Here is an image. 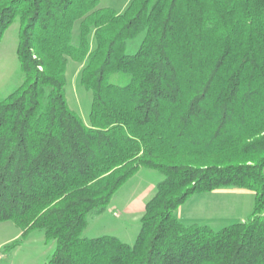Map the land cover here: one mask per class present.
Instances as JSON below:
<instances>
[{
	"label": "trees",
	"instance_id": "1",
	"mask_svg": "<svg viewBox=\"0 0 264 264\" xmlns=\"http://www.w3.org/2000/svg\"><path fill=\"white\" fill-rule=\"evenodd\" d=\"M16 16L22 80L0 96V221L20 229L7 248L38 229L55 243L42 264H264V0H0V38ZM68 58L88 122L66 98ZM142 166L162 177L135 240L85 236ZM223 187L254 192L243 220L177 217Z\"/></svg>",
	"mask_w": 264,
	"mask_h": 264
},
{
	"label": "rangeland",
	"instance_id": "2",
	"mask_svg": "<svg viewBox=\"0 0 264 264\" xmlns=\"http://www.w3.org/2000/svg\"><path fill=\"white\" fill-rule=\"evenodd\" d=\"M129 2L130 0H99V5L111 6L117 11H122ZM18 29L19 18L16 16L0 38V96L8 94L22 80L16 51ZM136 43L137 39L132 44L133 49ZM81 65L80 62L68 58L65 92L69 106L75 109L85 122H88L91 93L80 84ZM161 177L162 174L158 169L140 167L115 191L110 204L101 213L88 217V223L82 233L88 237L111 234L124 242L132 243L139 230L140 221L133 214L125 213L124 205L134 199L144 188L150 187L148 197L151 196ZM202 195L204 197L200 198ZM253 200L254 192L252 191L238 193L207 191L201 196L197 193L193 194L186 200L184 206L192 205V201L198 204L203 203L204 207L194 208L198 210L201 208L206 216L214 218L203 222L218 229L245 218L252 209ZM111 205L115 206L111 207ZM19 236L20 229L13 222L0 221V251L4 255L0 264H42L53 252L55 243L51 240L46 241L43 233L38 229L31 230L19 244L7 248L6 245L11 244L12 240Z\"/></svg>",
	"mask_w": 264,
	"mask_h": 264
},
{
	"label": "crops",
	"instance_id": "3",
	"mask_svg": "<svg viewBox=\"0 0 264 264\" xmlns=\"http://www.w3.org/2000/svg\"><path fill=\"white\" fill-rule=\"evenodd\" d=\"M137 172V171H136ZM151 189L149 188H144L142 189V191L131 201H129L127 204L124 205V210L125 213L127 214H133L135 217H140L143 208H144V203L148 197V194L150 193ZM212 192L217 191V192H249L252 191L251 189L248 188H244V187H223V188H216L213 190H210ZM207 192V191H204ZM204 192H198L197 194L199 196H201V194H203ZM253 192V191H252ZM196 194V193H193ZM193 194L189 195L187 199L191 198V196H193ZM204 195H202L203 198ZM112 200V197L110 199V202ZM186 200L184 202H182L176 209H175V213L177 215V217L184 223H205L203 221H208V220H212L214 218H210L208 216H206L202 211L201 208L195 209L194 207H204L203 203H199L196 201H192V205L185 207L184 204L186 202ZM109 202V204H110ZM115 205H111V207H114ZM184 206V207H183ZM253 206V204H252ZM252 210V209H251ZM251 212V211H250ZM244 218H241L240 220H243ZM7 242V241H6ZM5 242V243H6ZM4 257V255L2 256V258ZM1 258V259H2ZM0 259V260H1Z\"/></svg>",
	"mask_w": 264,
	"mask_h": 264
},
{
	"label": "built area",
	"instance_id": "4",
	"mask_svg": "<svg viewBox=\"0 0 264 264\" xmlns=\"http://www.w3.org/2000/svg\"><path fill=\"white\" fill-rule=\"evenodd\" d=\"M2 255H3V254H2V252L0 251V259L2 258Z\"/></svg>",
	"mask_w": 264,
	"mask_h": 264
}]
</instances>
